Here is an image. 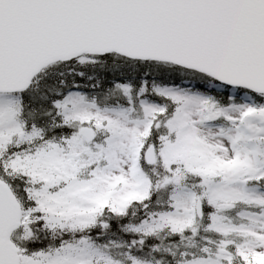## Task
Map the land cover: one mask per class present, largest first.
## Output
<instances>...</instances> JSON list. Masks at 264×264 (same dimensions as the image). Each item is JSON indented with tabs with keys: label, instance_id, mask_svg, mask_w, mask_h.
<instances>
[{
	"label": "snow or ice",
	"instance_id": "obj_1",
	"mask_svg": "<svg viewBox=\"0 0 264 264\" xmlns=\"http://www.w3.org/2000/svg\"><path fill=\"white\" fill-rule=\"evenodd\" d=\"M0 264H264V0H0Z\"/></svg>",
	"mask_w": 264,
	"mask_h": 264
}]
</instances>
